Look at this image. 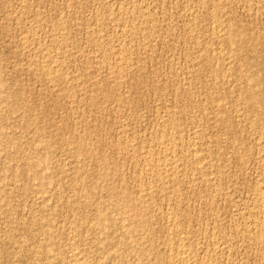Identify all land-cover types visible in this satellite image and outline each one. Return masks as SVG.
I'll return each mask as SVG.
<instances>
[{
    "label": "rangeland",
    "instance_id": "obj_1",
    "mask_svg": "<svg viewBox=\"0 0 264 264\" xmlns=\"http://www.w3.org/2000/svg\"><path fill=\"white\" fill-rule=\"evenodd\" d=\"M0 264H264V0H0Z\"/></svg>",
    "mask_w": 264,
    "mask_h": 264
},
{
    "label": "bare ground",
    "instance_id": "obj_2",
    "mask_svg": "<svg viewBox=\"0 0 264 264\" xmlns=\"http://www.w3.org/2000/svg\"><path fill=\"white\" fill-rule=\"evenodd\" d=\"M55 68V67H54ZM181 250H182V248H181ZM186 251V250H185ZM183 252V251H182ZM189 257H190V255H189ZM191 257H193V256H191Z\"/></svg>",
    "mask_w": 264,
    "mask_h": 264
}]
</instances>
